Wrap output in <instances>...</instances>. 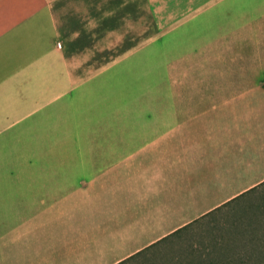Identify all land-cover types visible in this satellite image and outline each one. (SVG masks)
I'll return each instance as SVG.
<instances>
[{
	"label": "crops",
	"instance_id": "0c3cea01",
	"mask_svg": "<svg viewBox=\"0 0 264 264\" xmlns=\"http://www.w3.org/2000/svg\"><path fill=\"white\" fill-rule=\"evenodd\" d=\"M262 181L264 0H0V264H116Z\"/></svg>",
	"mask_w": 264,
	"mask_h": 264
},
{
	"label": "rangeland",
	"instance_id": "374dc122",
	"mask_svg": "<svg viewBox=\"0 0 264 264\" xmlns=\"http://www.w3.org/2000/svg\"><path fill=\"white\" fill-rule=\"evenodd\" d=\"M145 26L148 32L147 22ZM134 42L136 38L129 37L124 44L130 46ZM98 44L104 42L101 40ZM146 72L153 75V70ZM162 74L160 79H139L146 82L130 86L129 97L135 99L148 92H167L168 79L163 83ZM155 81L162 83L152 84ZM225 183L228 187V182ZM241 183L244 187L253 182ZM199 261L202 264H264V185L190 224L128 264H198Z\"/></svg>",
	"mask_w": 264,
	"mask_h": 264
},
{
	"label": "trees",
	"instance_id": "16d2710c",
	"mask_svg": "<svg viewBox=\"0 0 264 264\" xmlns=\"http://www.w3.org/2000/svg\"><path fill=\"white\" fill-rule=\"evenodd\" d=\"M264 185V181L258 183L257 185L251 187L248 192H253V191H258L259 187ZM190 224H184L183 226L173 230L172 232H170L169 234L161 237L160 239H158L157 241H155L154 243L147 245L146 247L142 248L141 250L135 252L134 254H131L130 256H128L127 258H125L122 261L117 262L116 264H128L129 261L133 262L137 257L141 256L145 251L150 250L154 247H156L157 245H159L161 242L167 240L168 238H170L171 236H173L174 234H176L177 232L185 229L187 226H189ZM202 261H199L198 264H202Z\"/></svg>",
	"mask_w": 264,
	"mask_h": 264
}]
</instances>
